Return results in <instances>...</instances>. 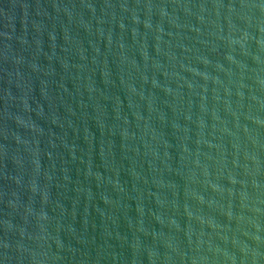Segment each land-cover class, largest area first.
<instances>
[{
  "label": "water",
  "instance_id": "95a60500",
  "mask_svg": "<svg viewBox=\"0 0 264 264\" xmlns=\"http://www.w3.org/2000/svg\"><path fill=\"white\" fill-rule=\"evenodd\" d=\"M0 264H264V0H0Z\"/></svg>",
  "mask_w": 264,
  "mask_h": 264
}]
</instances>
